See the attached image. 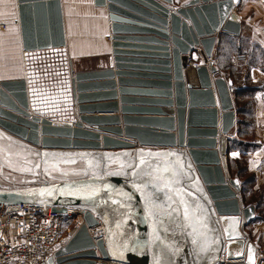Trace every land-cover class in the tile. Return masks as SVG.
<instances>
[{"label": "water", "instance_id": "95a60500", "mask_svg": "<svg viewBox=\"0 0 264 264\" xmlns=\"http://www.w3.org/2000/svg\"><path fill=\"white\" fill-rule=\"evenodd\" d=\"M237 1L173 8V0H93L110 23L109 67L70 77L64 119L32 111L24 79L0 80V130L30 145L37 160L82 167V176L0 188L8 210L20 203L80 209V227L40 264H218L223 257L254 264L256 246L244 227L255 210L243 206L239 179L228 176L222 158L236 123L232 80L214 76L210 62L188 66L198 47L206 59L212 55L220 31L240 33ZM16 2L23 51L66 45L60 0ZM94 112L114 114L85 115ZM143 146L165 150L145 153ZM56 152L63 157L51 156ZM112 164L120 169L110 171ZM153 166L170 185L174 174L189 177L184 186L197 198L207 236L189 234L171 188L149 174ZM98 222L105 240L94 242L88 227Z\"/></svg>", "mask_w": 264, "mask_h": 264}, {"label": "crops", "instance_id": "0c3cea01", "mask_svg": "<svg viewBox=\"0 0 264 264\" xmlns=\"http://www.w3.org/2000/svg\"><path fill=\"white\" fill-rule=\"evenodd\" d=\"M60 2L66 45L52 50L45 49L44 52L64 50L66 48L74 66H78L77 64L82 60L97 61L101 64V59L110 53L111 41V38H107L108 35L109 37L111 36V31L105 8L95 6L93 0H60ZM17 7L16 0H0V24H3V26H0V66L2 67L16 64L15 61H17L19 66L21 51L23 53L17 21ZM234 12L240 21V33L233 35L220 31L213 50L217 47L219 35H223L225 38L222 39L223 48L228 46L226 44L227 38L234 36L238 38L236 44L233 45V50L226 49L230 53L229 60L236 64L238 78L231 79L233 85L230 88V94L231 89L239 91L237 94L235 93V99L232 95L231 97L237 118L243 126L242 134L239 137V145L232 151L231 155L236 160L243 162V171H240L241 176L236 177L239 179L240 190L243 189V192L245 189L248 190L247 193H244V198L246 204L254 207V221L258 217L257 211H259V218L253 225L254 234L252 237L255 243L251 241L258 246L256 242L264 244V101L260 99V94L264 91V0H238L234 7ZM121 49L127 51H151L129 46ZM39 51L41 50L30 52ZM229 53L227 54L229 55ZM239 54H243L245 57L241 59L238 56ZM17 78H19L18 74H15L5 78V80ZM61 110V108L53 109L47 116L64 119L61 116L64 111L61 113ZM113 114L110 112H94L85 115ZM2 139L10 144L19 143L24 148L32 150L35 155V151L29 147L30 145L18 142L14 137L0 130V140ZM164 150L161 147L141 148V151L152 154H157ZM54 155L62 158L64 154L56 152L51 156ZM162 177L165 179L168 176L162 175ZM173 179L170 191L182 207L183 218L190 227L188 228L189 234L198 235V239H202V236H207V234L204 231L202 215L198 212L197 198L193 194V190L184 186L188 185L187 180L189 177L183 176L181 173L174 174ZM173 204V201H171L168 210L172 209ZM156 223L155 220H152L153 225ZM157 233L160 235V232ZM157 233L153 232L154 235H157Z\"/></svg>", "mask_w": 264, "mask_h": 264}, {"label": "rangeland", "instance_id": "374dc122", "mask_svg": "<svg viewBox=\"0 0 264 264\" xmlns=\"http://www.w3.org/2000/svg\"><path fill=\"white\" fill-rule=\"evenodd\" d=\"M188 1L173 0V8L180 7ZM107 38L110 39L109 35ZM226 51L229 53V50H222L216 53L215 48L212 55L206 59L203 51L198 47L191 54L189 58L190 64L188 66L196 67L210 62L217 70L214 76L220 75L226 79L236 78V64L229 60L230 55ZM108 56L107 54L101 59V64L106 65V67H109ZM15 63L4 67L0 66V80H5V78L14 76L15 74H18L19 78L17 79H24L29 94L30 107L32 111L38 113L40 116H47L53 109L69 107L71 103L70 76L76 71L97 68L100 64L97 61L82 60L77 64L78 66H74L66 48L58 51L44 52V50H41L39 52H26V54H23L21 51L19 66L17 61ZM231 95L235 99L234 89H231ZM242 127L238 124L236 115L235 125L226 134L227 148L223 156L225 157L228 176L230 175L231 178L241 176L239 169L243 167V162L236 160L231 155L232 151L239 145L240 135H238V131L239 129H243ZM123 163L126 164L127 162ZM81 168L80 163L77 161L46 160L42 162L36 159L32 150L24 148L21 144H10L4 139L0 140V188L2 189L37 185L43 181L57 182L67 178L82 176ZM119 169L115 167V164H112L109 168L110 171ZM155 171V166H153L149 174L158 178L165 186L172 187L162 177L164 175L163 173H155ZM239 193L243 206L248 205L244 198L243 189ZM257 214L258 217H256V220L259 218V211H257ZM80 218V214L78 213L63 217L61 236L67 241L75 233L74 230L77 229ZM256 220L254 221V218L251 219L244 227L250 241L254 243L255 241L252 236L254 234L253 225ZM256 244H258V246L255 245L256 247L264 246L261 242H256ZM256 264H261L259 259H257Z\"/></svg>", "mask_w": 264, "mask_h": 264}, {"label": "built area", "instance_id": "2783aa9c", "mask_svg": "<svg viewBox=\"0 0 264 264\" xmlns=\"http://www.w3.org/2000/svg\"><path fill=\"white\" fill-rule=\"evenodd\" d=\"M26 52L30 51H24L25 54ZM238 56L241 59L245 57L243 54ZM260 99L264 101V91L260 94ZM223 161L228 174L225 160ZM74 213L81 217L78 229L83 219L80 209L76 207H67L64 212H59L50 205L20 203L14 210H8L0 204V264H40L45 261L67 242L61 236L63 217ZM88 231L94 242L105 240L101 222L88 227ZM98 234L102 235L96 238ZM255 256L264 264V246L256 247ZM231 261L239 259H226L222 264Z\"/></svg>", "mask_w": 264, "mask_h": 264}, {"label": "trees", "instance_id": "16d2710c", "mask_svg": "<svg viewBox=\"0 0 264 264\" xmlns=\"http://www.w3.org/2000/svg\"><path fill=\"white\" fill-rule=\"evenodd\" d=\"M222 39H225L224 38V36L223 35H220V37H219V41H218V43H217V47H216V53L217 52H220V51H222V50H226V49H232L233 50V45L234 44H236V40L238 39L236 36H234V37H232V38H227V42H226V44L228 45L227 47L225 46V48H223V41H222ZM225 44V45H226ZM230 55V54H229ZM239 91L236 89V90H234V93H238ZM238 124L239 125H241L242 126V124L240 123V121L238 120ZM243 128V127H242ZM242 130L243 129H239V131H238V135H240L241 136V134H242ZM241 170H243V169H240V171ZM247 189H245V191H244V193L246 192L247 193Z\"/></svg>", "mask_w": 264, "mask_h": 264}, {"label": "bare ground", "instance_id": "6f19581e", "mask_svg": "<svg viewBox=\"0 0 264 264\" xmlns=\"http://www.w3.org/2000/svg\"><path fill=\"white\" fill-rule=\"evenodd\" d=\"M17 4H18V3H17ZM109 38H111V37H109ZM23 54H25L24 51H23ZM70 77H71V78L74 77V74L71 75ZM222 158L225 160V158H224L223 155H222ZM225 163H226V162H225ZM249 222H250V221H249ZM249 222H248V223H249ZM80 225H81V224H80ZM80 225H79V226H80ZM98 230H100V229H98ZM99 235H102V234H98V235L96 236V238H98ZM104 236H105V235H104ZM96 238H95V239H96ZM224 261H226V259L223 257V260H222L221 262H219L218 264H222ZM256 262H257V259H256V256H255V262H254V264H256Z\"/></svg>", "mask_w": 264, "mask_h": 264}, {"label": "snow or ice", "instance_id": "6c2138e0", "mask_svg": "<svg viewBox=\"0 0 264 264\" xmlns=\"http://www.w3.org/2000/svg\"><path fill=\"white\" fill-rule=\"evenodd\" d=\"M149 155H151V154H149ZM143 163V162H142ZM138 191L140 190V189H137ZM122 258V257H121Z\"/></svg>", "mask_w": 264, "mask_h": 264}]
</instances>
